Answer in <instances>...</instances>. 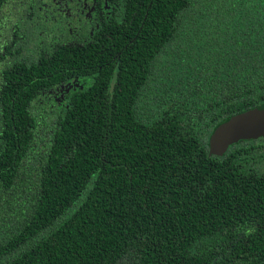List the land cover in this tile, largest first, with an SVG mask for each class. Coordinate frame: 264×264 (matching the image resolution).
Returning <instances> with one entry per match:
<instances>
[{"label":"trees","instance_id":"1","mask_svg":"<svg viewBox=\"0 0 264 264\" xmlns=\"http://www.w3.org/2000/svg\"><path fill=\"white\" fill-rule=\"evenodd\" d=\"M98 1L82 43L0 49V264H264V136L213 144L264 105V0H203L176 53L193 0Z\"/></svg>","mask_w":264,"mask_h":264},{"label":"rangeland","instance_id":"2","mask_svg":"<svg viewBox=\"0 0 264 264\" xmlns=\"http://www.w3.org/2000/svg\"><path fill=\"white\" fill-rule=\"evenodd\" d=\"M60 1L63 0H10L0 13V17L3 18L5 24L3 27L0 26V34L2 35L0 39L3 40L0 41L2 53L4 45L9 46L13 51H19L11 58L26 61L38 57L41 52H47L56 43L67 41L72 31L66 29L63 19L67 20V26L70 28L77 26V20L73 17L75 13L67 11L63 6L59 7V10L56 9V2ZM193 1L195 3L193 12L190 11L187 19L182 23V31L179 30L180 35L170 49L174 53L178 52L180 46H186L185 40L188 35L185 34V31L190 30L189 26L195 28L192 21L188 23L187 21L194 18L195 13L199 14V11L203 12L205 10L206 5L203 0ZM68 9H71V7ZM211 12L212 10L209 8L208 14H211ZM208 20L209 18L205 22L208 23ZM82 22L81 20V24ZM78 34L82 35L83 31L78 30ZM191 54L194 55V53ZM140 108L142 113L144 111L146 114L147 110H150V107H146L144 103L140 104Z\"/></svg>","mask_w":264,"mask_h":264},{"label":"water","instance_id":"3","mask_svg":"<svg viewBox=\"0 0 264 264\" xmlns=\"http://www.w3.org/2000/svg\"><path fill=\"white\" fill-rule=\"evenodd\" d=\"M264 136V105L237 114L217 127L213 135L214 148L226 151L230 146L254 141Z\"/></svg>","mask_w":264,"mask_h":264},{"label":"flooded vegetation","instance_id":"4","mask_svg":"<svg viewBox=\"0 0 264 264\" xmlns=\"http://www.w3.org/2000/svg\"><path fill=\"white\" fill-rule=\"evenodd\" d=\"M9 2H10V0L7 1V4ZM110 2L111 1H109V0H103L102 6L105 9L106 8L113 9V7H116V5L112 6ZM56 3H57V7H56L57 10H59V7L63 6L64 8H66L67 11H69V12L71 11V13H75V15H73V17L77 20V23H76L77 26L70 28L69 26H67L68 25L67 20L63 19L64 25H66V29L68 31H72L73 34L71 33V35L68 36L67 41L62 42V43H56L53 45V47H55L57 45H66V44L70 45L73 43H75V44L76 43H82L88 37V36H86V32H89V31L95 29V26L98 24V21H99V18H98L99 1L98 0H63L60 2H56ZM69 7H71V9H68ZM85 10H86V12H84ZM60 15H62V14H60ZM67 16H69V15L67 14ZM1 20L3 21V18ZM81 20L83 21L82 24H81ZM15 24H17V23L15 22ZM3 26H5L4 21L2 23V27ZM16 30H17V27H16ZM78 30L83 31V34L77 35ZM1 36L2 35L0 34V38H1ZM14 36H16V35H14ZM0 40H2V39H0ZM3 50H5V48H3Z\"/></svg>","mask_w":264,"mask_h":264}]
</instances>
